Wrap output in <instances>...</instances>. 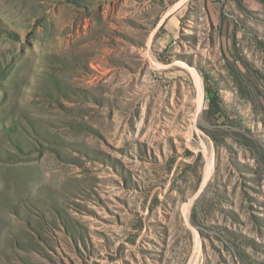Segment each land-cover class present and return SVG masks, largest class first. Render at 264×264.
<instances>
[{
  "label": "rangeland",
  "instance_id": "rangeland-1",
  "mask_svg": "<svg viewBox=\"0 0 264 264\" xmlns=\"http://www.w3.org/2000/svg\"><path fill=\"white\" fill-rule=\"evenodd\" d=\"M0 264H264V0H0Z\"/></svg>",
  "mask_w": 264,
  "mask_h": 264
},
{
  "label": "bare ground",
  "instance_id": "bare-ground-1",
  "mask_svg": "<svg viewBox=\"0 0 264 264\" xmlns=\"http://www.w3.org/2000/svg\"><path fill=\"white\" fill-rule=\"evenodd\" d=\"M50 174L52 175V172L50 171Z\"/></svg>",
  "mask_w": 264,
  "mask_h": 264
}]
</instances>
